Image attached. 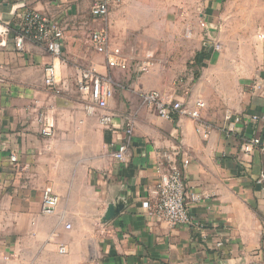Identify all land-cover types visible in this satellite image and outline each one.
Returning <instances> with one entry per match:
<instances>
[{
  "label": "crops",
  "instance_id": "obj_1",
  "mask_svg": "<svg viewBox=\"0 0 264 264\" xmlns=\"http://www.w3.org/2000/svg\"><path fill=\"white\" fill-rule=\"evenodd\" d=\"M92 3L0 0V264H264V150L240 149L250 138L264 142V121L251 119L264 114L253 89L264 82V0H110L105 26L130 60L109 72L110 131L85 113L75 88L81 68L107 74L88 39L101 26ZM23 9L62 29V60L29 39L17 50ZM141 60L152 64L147 73L138 72ZM48 65L58 92L44 85ZM150 91L186 110L203 102L207 137L185 114L160 118L142 101ZM40 113L50 137L36 124ZM121 143L124 163L114 159ZM162 154L182 167L191 225L171 227L143 207L156 202ZM47 187L58 198L50 216L40 211ZM109 205L122 210L103 225Z\"/></svg>",
  "mask_w": 264,
  "mask_h": 264
},
{
  "label": "built area",
  "instance_id": "obj_2",
  "mask_svg": "<svg viewBox=\"0 0 264 264\" xmlns=\"http://www.w3.org/2000/svg\"><path fill=\"white\" fill-rule=\"evenodd\" d=\"M110 0H93L90 14L95 22L101 24L99 29L89 34V43L95 53L101 55L104 59V65L107 70L106 75L100 74L95 67L88 66L81 68L75 79V88L81 96L84 103V111L87 115H96L100 126L110 131L113 125L114 116L108 111L109 102L114 95V83L109 76L112 70H126L130 63L121 48L113 46L108 30L105 26L109 14ZM19 32L15 36L16 48L18 51L23 50L24 42L29 39L35 44L42 46L45 51L55 60H62L63 57V32L62 29L54 22L37 11L23 9L19 16ZM203 27V23H199ZM193 32L190 28H185L184 36L190 38ZM264 39L263 35L258 36ZM219 48V47H217ZM152 64L148 60L138 62V72L147 73ZM44 85L58 92V82L56 68L54 65H48L44 68ZM253 89L261 92L264 98V82L259 81L254 84ZM143 103L154 110L158 116L164 120H169L174 114H185L197 122L198 133L204 138L207 137L210 128L203 126L200 122L199 111L204 107V103L197 101L192 110H186L180 102H167L157 91L143 93ZM253 121H264V114L260 117L252 116ZM36 124L40 128V133L44 137L52 136L51 127L47 124L46 116L42 113L36 117ZM202 130V132H201ZM133 133L131 122H126L124 134L127 138ZM127 144H119L114 159L119 163L126 161ZM243 155H250L254 150H264V142L259 138H250L244 141L240 147ZM163 160L167 162V169L158 170V177L155 180L154 187L156 193V202L153 205L144 203L143 207L147 209L149 217L158 221H164L171 227H183L191 225V217L187 202L186 185L183 179L182 170L175 159V154H162ZM12 162L16 161L14 155L10 157ZM188 164L184 160L182 166ZM264 180V174L259 177V181ZM58 198L47 187L42 192L40 211L43 215L50 216L56 212ZM66 228H69L66 226ZM217 246H221L218 243ZM60 254L66 253V248L60 246Z\"/></svg>",
  "mask_w": 264,
  "mask_h": 264
},
{
  "label": "water",
  "instance_id": "obj_3",
  "mask_svg": "<svg viewBox=\"0 0 264 264\" xmlns=\"http://www.w3.org/2000/svg\"><path fill=\"white\" fill-rule=\"evenodd\" d=\"M121 210H122L121 205L120 206L109 205L106 208V212H105V214L101 220V224L104 225V224L109 223L111 220H113L120 213Z\"/></svg>",
  "mask_w": 264,
  "mask_h": 264
}]
</instances>
